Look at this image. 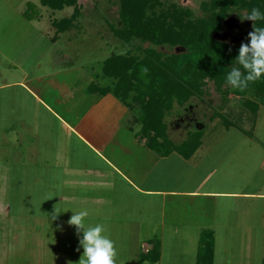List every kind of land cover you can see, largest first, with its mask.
<instances>
[{
  "label": "crops",
  "instance_id": "1",
  "mask_svg": "<svg viewBox=\"0 0 264 264\" xmlns=\"http://www.w3.org/2000/svg\"><path fill=\"white\" fill-rule=\"evenodd\" d=\"M58 74L60 77L61 72L56 71H25L21 78L0 82V92L13 89L22 97L26 94L23 98L35 106L30 119L0 120V183L6 192L12 189L8 186L12 179L7 177L11 172L6 168L14 160L16 166H22L17 171L21 181L26 182L22 196H32L36 202L44 199L38 193L39 187L60 190L56 198L47 192L46 209L40 218L48 223L57 221L64 232L69 231L66 237L76 238L72 245L69 240L66 242L72 247L71 254L83 253L79 244L83 232L77 234L75 226L68 224L72 210H87L86 225L104 226V235L114 241L118 254L115 264H165L163 243L170 227L181 231L189 241L204 231L216 236L220 230H251L252 221L239 216L242 210L247 211L251 201L258 199L264 204V182L254 190L246 184V166L250 163L246 141L244 145L235 142L236 147L231 145L227 153L218 152L216 143L205 145L202 140L190 158L176 151L169 155L154 152L152 156L151 148L136 132L132 149L126 148L121 125L128 121L133 129L132 124L136 123L134 115L129 117L128 107L117 97L113 102L107 101L111 93L88 92L92 81L83 85L78 82L80 78L72 81L64 75L59 79ZM81 76L86 78L85 74ZM120 112L126 114L122 121ZM261 151V160H255L261 161L259 167L264 168ZM67 208L72 210L64 211ZM55 209L60 213L55 214ZM262 211L256 210V214L263 216V223ZM6 212L3 225L5 232L11 234L14 215L11 207ZM233 213H237L235 218L224 216ZM155 244L159 245V255L150 260L146 254ZM197 246L198 250L200 242ZM78 261L75 257L73 263Z\"/></svg>",
  "mask_w": 264,
  "mask_h": 264
},
{
  "label": "rangeland",
  "instance_id": "2",
  "mask_svg": "<svg viewBox=\"0 0 264 264\" xmlns=\"http://www.w3.org/2000/svg\"><path fill=\"white\" fill-rule=\"evenodd\" d=\"M160 1L162 4L154 9L156 12L168 11L173 4H177L182 8L191 9L195 18L209 15L202 9V3L206 0ZM78 3L82 6L81 14L71 27L59 33L55 40L53 37L56 28L53 21L69 17L73 13L72 6L55 10L43 5L40 0H0V82L21 78L25 71L40 74L56 71L61 72L60 77L57 75L59 79H63L65 75L64 78L72 81H78L80 78L78 82L83 85L92 81L91 83L112 86L114 81L102 71L105 59L120 54L143 55L142 48L148 46L147 42L140 39L127 42L112 31L111 26L120 25V0H78ZM245 15L244 11L231 12L224 21L221 35L230 44L241 45L250 41L248 33L251 32V22L241 19ZM161 50L170 53L173 48L166 46ZM82 74H85L86 78H83ZM204 89L202 98H193L183 107L176 104L167 115L170 137L175 142H181L190 132L202 130L201 141L203 140L205 145L216 143L219 147L217 151L224 150L226 153L231 145L236 147L235 142L244 145L246 141L249 159L253 156V160H247L250 163L246 166L245 181L247 186L254 190L264 182V168L259 167V151L262 150L261 157L264 156V103H260L258 111L254 113L244 105L247 98H252L251 95L240 97L232 92L231 86L226 85L222 91H218L213 81ZM25 96L26 94L23 95ZM21 97L22 95L13 89L0 92V120L10 117L30 119L35 106H31L30 101L26 102L27 99ZM115 97L117 96L111 93L106 100L113 102ZM4 98L5 101L2 102ZM253 99L255 100V97ZM36 109L39 110V107ZM132 112L129 117H133ZM124 115V112H120V121ZM37 116L39 117L38 114ZM227 121L230 126L226 125ZM139 125V122L132 124L133 129L129 128L128 121L121 125L120 132L125 135L122 142L124 147L132 149L131 140ZM151 151L152 156H155L156 152L153 149ZM11 163L12 166L6 169L11 172L7 177L12 179L8 184L12 189L6 192L0 183V264H74L75 257L80 259L82 254H71L72 247L66 242L69 240L72 245L76 238L66 237L69 231L64 232L62 224L57 221L48 223L47 219L40 218L42 210L46 209L47 192L50 190L38 188V193L43 195L44 204L42 199L35 202L32 196H22V188L26 186V182L20 179L19 171L22 166H16L14 160ZM0 175H3L1 170ZM242 181L243 179L241 183L244 184ZM29 191L31 193V190ZM57 191L60 190L50 191L51 197L56 198ZM20 198L26 199L27 202L21 201ZM262 202L258 199L251 201L247 211L242 210L239 216L252 221L251 225L254 226L251 230L217 231L214 236L213 264H264V221L262 223L263 216L260 218L258 212L256 214V210H263L264 214ZM52 206L54 208L55 205ZM10 207L14 215L11 234L5 232L3 225V219L7 215L6 209L8 211ZM50 212L53 213L54 210ZM224 216L235 218L237 213ZM180 232L174 231L172 227L166 231L163 243L165 264H195V261H198L197 245L203 232L197 238L190 237V241L188 237L183 238Z\"/></svg>",
  "mask_w": 264,
  "mask_h": 264
},
{
  "label": "trees",
  "instance_id": "3",
  "mask_svg": "<svg viewBox=\"0 0 264 264\" xmlns=\"http://www.w3.org/2000/svg\"><path fill=\"white\" fill-rule=\"evenodd\" d=\"M40 1L55 10L73 7L69 17L53 21L55 40L81 14L78 0ZM161 4L160 0H120V25L111 26L112 31L124 41L140 39L148 46L142 48V56L120 54L105 59L102 71L114 81L113 85L91 83L88 90L115 94L141 125L138 138L155 152L169 155L176 151L190 158L201 145L202 130L190 132L184 140L175 142L170 137L167 115L176 104L183 107L193 98H202L210 81L218 91L230 86L226 75L232 67H239L235 57L240 44H230L223 38L224 21L231 12L244 11L247 15L253 7L264 13V0H206L202 9L209 15L199 18L194 17L191 9L177 4L168 11L156 12L154 9ZM255 26L264 27V21H257ZM166 46L173 51L161 50ZM232 92L240 97L251 95L244 105L255 113L259 104L264 103V77L243 92L237 89ZM225 123L230 126V122ZM214 252L213 233L204 231L197 264H213ZM158 255V244L146 254L150 260H156Z\"/></svg>",
  "mask_w": 264,
  "mask_h": 264
},
{
  "label": "clouds",
  "instance_id": "4",
  "mask_svg": "<svg viewBox=\"0 0 264 264\" xmlns=\"http://www.w3.org/2000/svg\"><path fill=\"white\" fill-rule=\"evenodd\" d=\"M243 19L253 22V31L248 33L250 41L241 43L238 55L235 57L239 67H232L226 75V82L233 89L245 91L251 83H255L264 77V27H256L257 21H264V13L259 8L253 7L251 12ZM71 208H67V211ZM72 210V209H71ZM68 220V224L75 226L77 234L83 232L79 244L83 253L78 264H115L117 255L114 241L104 235L106 229L102 224L94 226L86 225L85 220L89 213L87 210L74 212ZM60 212L55 209V214ZM53 215V219L56 215ZM79 250V249H77Z\"/></svg>",
  "mask_w": 264,
  "mask_h": 264
}]
</instances>
